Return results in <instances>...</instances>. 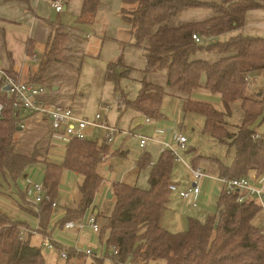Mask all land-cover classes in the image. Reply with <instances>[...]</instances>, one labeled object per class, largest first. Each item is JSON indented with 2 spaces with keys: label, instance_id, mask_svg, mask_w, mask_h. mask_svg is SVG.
Wrapping results in <instances>:
<instances>
[{
  "label": "trees",
  "instance_id": "obj_1",
  "mask_svg": "<svg viewBox=\"0 0 264 264\" xmlns=\"http://www.w3.org/2000/svg\"><path fill=\"white\" fill-rule=\"evenodd\" d=\"M122 3L120 14L130 25V35L134 40L131 46L143 51L147 72L165 71L167 86L176 92V97L182 102V111L203 116L204 133L235 150L230 165L193 151L191 166L198 168L196 165L202 163L216 165L219 176L226 179L245 178L251 172L263 177L264 136L255 140L257 132L251 126L264 118V94L251 95L250 84L254 76L264 73V38L243 34L249 13L264 8L261 0H122ZM99 7L98 0L84 1L82 15L76 23L80 25L78 30L83 31L81 26L94 22ZM193 9H209L215 16L206 22L176 28L169 26L173 18ZM2 32L0 24V34ZM194 34L203 39L231 36L224 42L199 45L193 40ZM68 39L62 28L54 29L39 70L30 78L29 84H42L53 64L69 62ZM32 54V43H29L28 57ZM205 55H214L217 60L210 62L203 58ZM124 65L122 53L119 61L108 65L106 75L107 82L114 84L115 92L125 104L119 108L120 113L131 109L145 118L160 120L167 95L165 89L144 79L138 98L129 101L121 82L128 78L132 69ZM201 88L219 95L225 111L217 110L210 103L193 100V93ZM235 103L240 104L243 121L235 132H231L227 118ZM0 104L7 105L0 120L2 194V181L8 185L11 182L17 184L30 166L39 163V152L35 151L31 157L17 153L19 126L6 97L0 95ZM109 151L106 142L100 145L90 139L73 140L67 147L62 165L45 161L46 199L34 206L35 209L27 207V182L19 204L23 211L38 219L41 232L47 230L54 210L52 204L57 201L63 172L67 170L81 176L83 182L79 187L81 200L76 208H66L62 227L68 221H82L91 210L93 213L97 210L98 221H103L102 225L99 222L101 247L118 250V255L112 257L115 264H264V233L255 224L263 215V209L252 199L238 203V192H222L218 214L203 221L190 218L185 232L173 233L161 225L174 193L170 186L177 184L173 178L176 161L170 152L160 153L157 161L144 153L137 168L139 171L150 170L149 188L115 183L112 212L104 216L97 204L104 184L99 167ZM151 162H155L152 167L149 166ZM26 226L25 223L14 222L0 211V264H46L42 250L31 246V234L29 239L25 236L21 239L23 229L28 228ZM70 259V262L88 260L85 255L74 252L70 253ZM89 260L91 264H108L103 260Z\"/></svg>",
  "mask_w": 264,
  "mask_h": 264
},
{
  "label": "crops",
  "instance_id": "obj_2",
  "mask_svg": "<svg viewBox=\"0 0 264 264\" xmlns=\"http://www.w3.org/2000/svg\"><path fill=\"white\" fill-rule=\"evenodd\" d=\"M53 1H61L63 3L64 7L61 13H57L56 10L52 7L51 3ZM84 1L85 0H0V24L3 27V32L0 34V95L7 97L5 93L1 92L2 72H11L21 81L28 83L30 78L39 70V64L47 49L48 44L53 37L54 29L60 27L63 29L64 33L69 36L67 48L70 49L69 55L71 56V58L67 64H53L51 68H49L46 72L44 82L42 84H38L47 87L45 98L63 107L72 108L76 116L79 118L92 120L95 118V115L97 113H101L104 120L109 125L119 127L125 131L135 132L132 122H130L128 128L120 126V122H122L125 118V112L120 113L119 108L115 105H112L117 93L115 92L114 84L107 82L106 80L108 65L112 62L119 61V58L123 53L125 64L124 66L127 69H132L131 72H129L128 78L122 80L121 82L122 90L124 91V94L127 95L126 97L129 101H135L138 98L142 88L141 82L144 79L154 85L160 86L159 84H157L155 78L159 76V74H164V77L166 79V87H168L167 74L165 71L147 72V61L144 57L143 51L131 46L133 45L134 40L130 35V25L123 20L120 14L121 9L123 8L122 0H98L100 2L98 14H110V18L108 17V19L114 29V32L111 35V38H99V41L95 43L89 42V39L91 37L89 35L84 36V32L78 30V26L80 25L76 24L80 16L82 15ZM261 2L264 5V0H261ZM214 16L215 14L212 10L193 9L183 12L177 17L173 18L169 22V26L172 28H176L191 23L206 22L212 19ZM96 19L92 24L85 26L93 28L96 23ZM73 21L74 25H70V23H72ZM124 29H128V36L120 35V33H123ZM243 34L246 36H258L264 38V8L249 13L247 17V24L243 29ZM230 36L231 35H226L223 37H226L228 39ZM29 43H32L33 54L32 56L28 57ZM106 45L110 47V51L104 53V48H106ZM122 46H125V48L123 49ZM137 52L143 59V63L137 61L139 66H141L142 68L141 72L138 74L136 73L137 68L132 60V57ZM203 58L210 62H214L217 60V57H215L214 55H205L203 56ZM84 61H88V63L86 64L84 63ZM123 70L125 71V69ZM261 76L264 77V73L260 74L258 77ZM89 79L92 80V83H84ZM132 82L139 83L138 93L134 97L131 96L129 92V85ZM204 83L205 82L203 81V84ZM92 85L96 88L102 89L103 95L110 97L109 100L106 99L101 101L98 107V111L97 113H95V115L88 112V103L90 102V99H88V92H90L91 89L89 88H91ZM166 87L163 88L165 89ZM201 89L206 90L204 88ZM172 92L176 93L173 90ZM111 100L113 101L107 103V101ZM106 105H111V109L109 112H106L103 109V107ZM128 111L132 112V118H134V115L144 117L131 109H129ZM147 119L149 118H146L145 124L149 127H152L153 121L150 119V123H147ZM95 132H100V134H102V139L105 143V140L103 138L104 133L100 130H96L92 133V136L95 135ZM167 133L172 134L173 132L170 129L166 132L157 129L154 133L155 137H149L154 141L148 144L147 151H145V153L147 152L148 154H150L152 159H155L154 161H157L160 156L161 143L169 142L159 139L158 136L165 135ZM50 136L51 125L48 121L40 119L38 117L28 119L26 122V128L18 131L16 134V139L18 141L17 153L26 157H31L35 153V151H38L40 159L38 164H43L45 166L44 162L47 161L54 164L59 163L58 165H62L65 160L68 146L62 143L52 142ZM92 136L91 138H93ZM123 136L124 135H122L121 137ZM108 146L109 148L112 147L111 145ZM114 155L120 157L126 156L120 151L114 153ZM110 165H105L106 170L110 169ZM202 165L205 166L207 164L202 163ZM210 167L217 169L216 165H211ZM65 173L67 175H73L74 177L78 176L77 174L67 170L63 172V176ZM255 175V172H251L248 177L251 179L256 178L257 184L259 183L260 178H262L264 181V176L257 177ZM26 178L27 177L24 176V179ZM64 181H66V179L62 177L60 185ZM211 181L217 184V186L220 188V192L222 193L223 185L220 182L213 180ZM114 184L115 182L111 186H113ZM176 185L179 187V189H183L179 184ZM188 186L189 183L185 188H187ZM110 187H108V189L106 188L108 193L109 190H112L110 189ZM139 188L144 189L142 187ZM1 198L2 197H0V200ZM15 205L18 206L16 209L21 210V212H25L22 210L20 204ZM27 207L33 209V207H31L30 205H28ZM56 209L53 210L50 222L45 232H41L39 221L35 216L34 217L36 218L38 223L37 229H31L30 226L25 223L27 225L26 228L28 227L27 229H29L30 231H37L38 235L36 236H39L42 240V236H47V234L52 236L58 229L61 230L63 228L62 221L66 216V208L58 216H56L58 214V211ZM90 212L85 216V219L88 217ZM192 216L193 214L189 213L187 211V208L182 209L181 213H173V210L170 206L169 210L163 215L161 225L173 233L185 232L188 228V221L190 218H192ZM262 218L263 215H260L259 219L255 221V224L259 226V221H261ZM54 219H57V221L54 222ZM52 228L53 231H50V229ZM72 232H75L76 236L78 235L77 231ZM28 235L29 234L25 235V237L28 238ZM30 236L31 243V238L35 235L31 234ZM58 247L61 248L60 245H58ZM102 251L103 247H101V250L97 252L101 253ZM51 252L52 251L49 252L47 249L45 250V254L47 255Z\"/></svg>",
  "mask_w": 264,
  "mask_h": 264
},
{
  "label": "rangeland",
  "instance_id": "obj_3",
  "mask_svg": "<svg viewBox=\"0 0 264 264\" xmlns=\"http://www.w3.org/2000/svg\"><path fill=\"white\" fill-rule=\"evenodd\" d=\"M105 14L106 15L104 14L97 15L96 23L93 28H89L86 26L82 27L84 36L89 35L91 37L89 39V42L95 43L99 41V38L101 39L111 38L114 29L108 19V17L110 18V14L109 13H105ZM70 25H74V21L70 23ZM127 32L128 29H124L123 33L122 34L120 33V35L128 36ZM225 40H227L226 37H221L220 39H217V41H221V42H224ZM109 51H110V47L106 45V48H104V53H107ZM132 60L137 68L136 73L137 74L140 73L142 68L141 66H139L137 61L143 63L142 57L137 52L132 57ZM84 63L87 64L88 61H84ZM258 76L259 75H256L254 76L253 79H251L252 81L250 84V92L252 93L251 95L254 96H256V94L258 95L264 94V77L262 76L258 77ZM155 80L157 84H159L160 86L166 87V79L164 77V74H159V76H157ZM87 82L88 84H90L92 83V80L89 79L84 83ZM138 85L139 83L137 82H132L129 85V92L131 96L134 97L138 93ZM89 89L91 90L90 92H88V99H90V102L88 103V112L93 113V115H95V113H97L98 111V107L101 101L106 99L109 100L110 97L103 95V90L100 88H96L93 85ZM165 91L167 95L162 105L163 117L160 120H152L153 121L152 127H149L145 124L146 118L144 117L134 115V118H132V112L130 111L125 112V118L123 119L122 122H120V126L128 128L130 122H132V125L135 129V133L147 137H155L154 133L157 129L163 130L165 132L170 129L173 133L182 132L188 139V144H187L188 148L184 150H180V155L188 164L190 165L193 164V159L195 154L193 151H197L200 156L206 158H216L222 161L223 163L230 165L234 159L235 150L233 148H230L229 145L222 144L220 141L205 134L204 117L192 113L185 114L182 111V102L175 96L176 93H173L172 90L169 89L168 87L165 88ZM192 99L210 103L217 110L221 112L225 111L220 96L211 94L206 90H202V89L197 90L195 93H193ZM112 101L113 100L107 101V103H110ZM242 121H243L242 109L239 103H235L232 105L231 115L227 118L230 131L235 132L236 128L242 124ZM251 129L257 133H260L261 135L264 134V118L254 123L251 126ZM173 133L160 135L158 136V138L163 141H169L170 143H173L172 142ZM121 136L122 135H119L115 140L116 142L111 145L112 147H110L111 150L107 154L106 161H103V164L100 165L99 167V173L104 178L105 182L103 185L102 193L99 195L97 199V204L101 210V213L105 214L104 216H108L112 212L113 205L111 200L107 198L108 191L106 190V188L108 189V187H110L114 182L131 184L138 187H142L144 189L149 188L148 180H149L150 170L146 169L144 171H139L136 166L138 161L145 153V151L142 150L139 146L140 141L132 136H126V137L125 136L121 137ZM92 137L93 138H90L91 141L98 142L100 145L104 143L102 139V134H100V132H95V135H93ZM119 151L124 153L126 156L120 157L114 155V153H117ZM154 160L155 159L153 158V161ZM109 161L111 162V165ZM205 164L207 165L203 166L201 164L198 166L196 165V167L203 169V171L207 175L218 176V172L216 168L210 167L211 166L210 163H205ZM105 165H110L111 166L110 169L106 170ZM24 176H26L27 178L24 179L23 177L21 180L17 182V184L11 182L10 185H8L4 181H2L3 187H1L2 194H0V197L4 199L1 198L0 200V211L8 215L10 219L13 220L14 222L27 223L31 229H37L38 223L34 215L21 212V210L16 209L18 206H16L15 204H19L22 202L21 192L23 193L25 191L26 183L28 181L32 183H38L40 185H44L45 166L43 164L32 165L26 170ZM255 176L258 177L257 174ZM63 177L64 179H66V181L62 182V184L60 185V193L57 198L58 208L56 209L58 211V214L56 216L60 215L65 208H69V207L73 209L76 208V206L81 200L79 187L82 184V177L81 176L74 177L73 175H67L66 173L64 174ZM173 178L175 183L179 184L181 188H185L190 182L189 180L190 172L183 164L175 162ZM262 180H263L262 178L259 179V183L257 184L258 186H261ZM113 186H111L110 189L113 190ZM112 190H109V192L113 193ZM220 196H221V192L217 184L212 182L211 180H205V183H203L202 201L198 209H192L189 208L188 206H184V203L179 197L178 193H173L171 195L170 206L171 209L173 210V213L176 212L181 213L182 209L187 208V211L193 214V216H195V217L192 216V218L195 219L197 218L203 221L208 216H216L218 214V201ZM27 202L28 205H30L31 207H33V209H35L31 201H27ZM56 221L57 219L54 222ZM99 222L101 223V225L103 224L102 219H99ZM263 223H264V217L262 218L261 221H259V224H263ZM50 231H53V228L50 229ZM47 236H51V235L47 234ZM51 237L56 242L61 244L62 247H73L76 243L75 239L77 238L75 232L61 231L60 229H58ZM42 242L43 240L39 236L35 235L32 236L31 238V245L33 247L42 250L46 264H85V263L91 264L90 260H87L86 262L84 259L74 262L64 263L59 258L58 250H52V252L48 255L45 254L46 248H44ZM79 245L80 248L82 249L92 248L96 252L97 251L99 252V250H101V241L99 235L94 234L87 229L81 233L79 237Z\"/></svg>",
  "mask_w": 264,
  "mask_h": 264
},
{
  "label": "built area",
  "instance_id": "obj_4",
  "mask_svg": "<svg viewBox=\"0 0 264 264\" xmlns=\"http://www.w3.org/2000/svg\"><path fill=\"white\" fill-rule=\"evenodd\" d=\"M51 5L57 13H61L63 11L64 6L61 1H53ZM193 40L199 45H210L217 42L216 37L203 39L197 34L193 35ZM1 92L7 95L6 98L9 101L16 118L15 123L20 129L23 130L26 128V122L30 118L38 117L40 119H44L51 125L50 139L54 143H62L68 146L73 140L86 141L91 138L92 133L96 130H100L104 133L103 138L107 145H112L119 135L132 136L139 139V146L145 151L148 144L154 141L147 136L138 135L134 131H125L119 127L109 125L104 120L101 113H97L95 118L92 120L79 118L76 116L72 108L63 107L51 100H47L45 98L47 93L46 86L33 85L23 82L18 77L8 72H2ZM112 105H115L118 108H123L125 106L122 97L119 95H116ZM6 106V104H0V120L3 118ZM103 109L106 112H109L111 105H106ZM150 121V119H147V123H150ZM262 138L263 135L260 133H257L254 136L255 140H260ZM172 142L173 143L162 142L160 152H170L175 161L183 164L190 172V182L187 188L179 189L177 185L170 186L171 191L178 192L184 205L192 209H198L202 201L203 183L205 180L210 179L220 182L223 185L222 192H226L227 194L238 192V203H244L248 199L256 200L263 209L262 213L264 217L263 180L261 186H258L256 178L251 179L249 177H245L241 179H226L221 178L220 176L207 175L201 168L192 167L183 159V157H181L180 150L186 149L188 143L187 137L182 132H175L172 137ZM154 165L155 162H151L149 164L150 167ZM26 193L28 201H31L35 207L40 205L46 199V189L44 185H40L38 183L28 181V189L26 190ZM57 207L58 205L56 201L52 204V208L56 209ZM92 211L88 217L86 219L84 218L82 221H68L63 225L61 231H77L78 233L77 238L75 239L76 243L73 247H62V245L56 242L51 236H42L44 248H46L49 252L52 250H58L59 258L64 263L71 261L70 253L74 252L76 255H85L88 260H103L108 264H115V262H112V257L118 255V250L115 247H111L110 250H106V247H103V251L101 253H98L91 248H80L79 237L83 231L87 229L97 235L101 232V225ZM259 227L264 233V223L259 224ZM27 234L38 235V232L23 229L21 239H23ZM58 245H60L61 248H58Z\"/></svg>",
  "mask_w": 264,
  "mask_h": 264
},
{
  "label": "water",
  "instance_id": "obj_5",
  "mask_svg": "<svg viewBox=\"0 0 264 264\" xmlns=\"http://www.w3.org/2000/svg\"><path fill=\"white\" fill-rule=\"evenodd\" d=\"M21 130H22V129H20V128L18 129V131H21ZM107 198H108L109 200L112 199V194H111V192L108 193ZM97 213H98V211L96 210V211H95V214L97 215Z\"/></svg>",
  "mask_w": 264,
  "mask_h": 264
}]
</instances>
